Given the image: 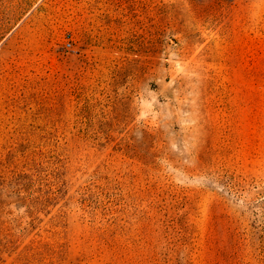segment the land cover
Masks as SVG:
<instances>
[{"label": "rangeland", "instance_id": "rangeland-1", "mask_svg": "<svg viewBox=\"0 0 264 264\" xmlns=\"http://www.w3.org/2000/svg\"><path fill=\"white\" fill-rule=\"evenodd\" d=\"M0 264H264V0H0Z\"/></svg>", "mask_w": 264, "mask_h": 264}]
</instances>
